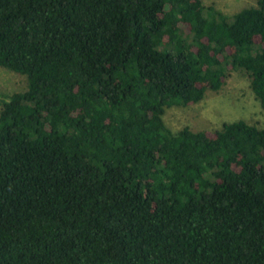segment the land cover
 I'll use <instances>...</instances> for the list:
<instances>
[{
	"label": "trees",
	"instance_id": "16d2710c",
	"mask_svg": "<svg viewBox=\"0 0 264 264\" xmlns=\"http://www.w3.org/2000/svg\"><path fill=\"white\" fill-rule=\"evenodd\" d=\"M0 264H264V128L165 121L236 70L264 109V0H0Z\"/></svg>",
	"mask_w": 264,
	"mask_h": 264
},
{
	"label": "rangeland",
	"instance_id": "374dc122",
	"mask_svg": "<svg viewBox=\"0 0 264 264\" xmlns=\"http://www.w3.org/2000/svg\"><path fill=\"white\" fill-rule=\"evenodd\" d=\"M206 6L215 5L227 15L256 4V0H203ZM27 87V77L0 66L1 100ZM165 121L173 132L185 126L194 131L214 130L224 122L246 120L264 128V109L250 87V79L242 70L234 71L218 91L208 90L205 97L191 106L172 107L165 113Z\"/></svg>",
	"mask_w": 264,
	"mask_h": 264
}]
</instances>
